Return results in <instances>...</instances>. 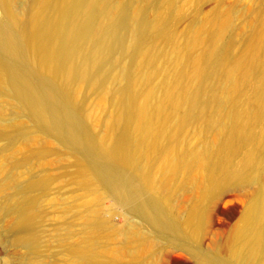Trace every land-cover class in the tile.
I'll use <instances>...</instances> for the list:
<instances>
[{"label": "bare ground", "instance_id": "6f19581e", "mask_svg": "<svg viewBox=\"0 0 264 264\" xmlns=\"http://www.w3.org/2000/svg\"><path fill=\"white\" fill-rule=\"evenodd\" d=\"M255 1L240 35L223 8L177 33L178 0H0V36H13L0 38V128L22 114L41 131L0 129L10 157L0 166V214L15 217L14 248L31 256L41 237L40 174L19 179L55 155L73 160L87 195L80 242L66 244L63 228L56 236L67 264H264V0ZM101 105L109 111L98 114ZM37 133L52 144L37 148ZM18 142L33 148L17 157ZM103 196L124 214L123 230L98 217ZM113 235L123 242L111 251Z\"/></svg>", "mask_w": 264, "mask_h": 264}, {"label": "rangeland", "instance_id": "374dc122", "mask_svg": "<svg viewBox=\"0 0 264 264\" xmlns=\"http://www.w3.org/2000/svg\"><path fill=\"white\" fill-rule=\"evenodd\" d=\"M164 1L169 2L171 4H174V2L176 3V0H170V1L164 0ZM32 2H33V0H28L27 4H32ZM19 3L20 2L13 3L11 5V10L12 11L19 10L17 8L20 5ZM23 3H24V1H23ZM256 4L258 5V3L255 0H191V2H189V0H188V2H187V0H178V2L176 3V7H178L179 9L177 8L178 10H177V13L175 16L176 18H175V22H174V30L177 33H181L188 28H191L193 30H198L201 25L206 24L211 18H213L215 13L218 12V8L219 9L223 8L224 10H222V11L228 12L229 16L228 15L227 16H228L229 25L235 26L236 33L239 32L240 35H242V34H244V32H247L251 28L250 25L253 23L251 15H253L255 7L257 6ZM179 5L181 6V8L179 7ZM179 10H180V12H179ZM154 13H155V11L153 9H151L147 13V17L152 18ZM191 13H193V14H191ZM209 16H211L210 19H209ZM250 19H251V23H249ZM247 23L250 25H248ZM0 38H1V40H4V41L10 40L13 38L12 32L2 33ZM234 49H235L234 51L236 52V54L239 53L240 47L238 45L234 46ZM27 74H28V76L32 82H34V83L39 82V79L32 72L31 65L28 66ZM91 97H93V96H89L88 99L86 100L88 102L84 103L85 107L89 110L91 109V107H94L96 105V101H95L94 97L93 98H91ZM102 106L103 105H101V107ZM103 107H105V108L103 109ZM103 107L101 109L99 107L97 108L100 112H103V113L98 112V114H104V113H107L109 111V110H107L108 108L106 105ZM105 110H106V112H105ZM0 129L3 130L2 132L4 133V135H10L13 133H17L20 130H34V131L41 132L40 129L37 127L36 122H34L31 119L26 118L22 114H21V119H20L19 123L5 124ZM3 142H4V137H1L0 138V148L4 145ZM52 142L53 141L51 139H49L48 141H44L43 139H41L39 137V133H37V136L35 137V141L33 142V144L37 148H44V147L48 146V143L52 144ZM1 143H3V144H1ZM22 143L23 142H18V144L14 145L12 147L13 152H17L16 150L20 149V147L18 146L19 147L18 148L17 145H21L22 150L21 149L20 150L22 152L19 150V153L17 152L18 154H16L17 157L24 155V154H28L29 150L33 148V146L32 147L28 146V148H27V145L25 144L26 145V147H25L24 143L23 144ZM23 147L25 148L24 150H23ZM52 149L56 152L58 151L56 146L52 147ZM1 154L2 153H0V155ZM2 155L0 156V166L5 167L10 162V159H9L10 157L7 158L8 157L7 155H9V154H5V153H3ZM49 157H51V159ZM49 157L46 159L47 160L46 162H45V160H41L42 162L37 160L38 162L34 161V163L32 161V168H30L32 171H26L28 173L25 172V174H22V176L19 179L20 182H27L31 179V177H33L37 181H38L37 178L41 177V178H39L40 179L39 181L42 184L41 186L43 189L41 188L40 190H37V191L34 190V192H33V195L36 197V199H39V200H37V202L40 201L39 203H37V205H38V209L41 210V211L37 210L36 216L38 217V219L35 216L36 221L39 222L38 224L36 223L35 230H36V233L38 232L37 233L38 236L40 234L39 232L41 231V234H40L41 237L40 236L38 237L39 238L38 244L40 243L39 245L41 246V244L44 243V244H42L44 246L40 247L38 245L39 246L38 248H41L40 250H42V251L45 249L46 251L44 250L45 252L44 251L40 252V250H38V248H37V253L32 254L33 256L32 255L30 256L29 254H27L25 252V250L22 247L14 248L12 246V242H11V241H13L11 238H14V234H10L11 233L10 230L12 229L11 226L14 227V225H15L14 224L15 217L13 215H1L0 214V264H67L68 261H66V260L70 259L69 258L70 256H68L70 254L66 251L67 246L65 245V243H64L65 241H63V240L66 239V244H68V245H69V242H70V244H73V245L78 244V242H80V240H78L79 239L78 237L81 236L80 231H81L82 227L86 224V222H84L82 219H84V217H86L85 219L87 220V215H86L87 214L86 213L87 206L85 205V200H84V198L87 199V197H86L87 195H85L83 193L84 189L81 186H79L78 183L75 181L74 176L77 173V171H76L77 168H76L73 160H71V158L69 159L66 157L55 156V155H50ZM55 158H57V159H55ZM64 158H66V160H68V161L64 160ZM48 161H49V164H48ZM54 171H55V174H54ZM51 173H53V174H51ZM38 175H39V177H38ZM42 176H43V178H42ZM41 180H43V181L45 180V181L41 182ZM46 183H49V185ZM44 187H45V189H44ZM252 188L253 187H251L250 190ZM81 189H82V193L80 192ZM42 191L44 193H42ZM37 195H39V196H37ZM0 202H1V197H0ZM39 206H41V208ZM95 206H96V208H98V210H97L98 217H101V219L102 218L105 219V218L109 217L110 223H111V225L114 226L115 230L121 231L126 227L127 220L125 219L124 214L120 210L115 209V207H114V205L110 199H108L104 196L100 197L99 200L96 199ZM96 208H95V210H96ZM74 210H75V212H74ZM112 210H113V212H112ZM38 213H40V214H38ZM82 213H86V214H83L84 216H82ZM80 215L83 218L79 217V218H81V219H79L77 217ZM39 220H41V221H39ZM73 220H74V222H73ZM79 220H80V223H78ZM81 220H82V222H81ZM64 221H66V222L68 221V222L64 223ZM234 221H232L231 224H233ZM69 225H70V227L72 226L71 227L72 230H73V227H75V229L72 231L70 229ZM61 226H63V227H61ZM80 226H82V227H80ZM37 227H39L40 229H38ZM66 227H68L69 232H67ZM60 228H63V230H61V231H63V232L65 231L64 234H63V232L60 233L61 232ZM37 230H40V231H37ZM70 230H71V232H70ZM56 231L58 234H56ZM59 233L61 234L60 238L63 239V240H61L63 242H61V241L59 242V240H60V239H58L59 237L58 238L56 237L57 235L59 236ZM65 233L67 235H73V237L69 236L70 239H68L69 237L65 236ZM54 235H55V237H54ZM76 235H77V237H76ZM51 236H53L54 238L52 237V239H51ZM114 236H116V235H113L110 239H108L111 242L107 241L105 243V244H107L106 246L109 247V245H110L112 248L114 246L116 248L117 245L119 246L120 244H122L123 237L121 235H118V236H116L117 240L115 241ZM142 236L145 240H147V239L152 240V238H150V237H145L143 233H142ZM56 239L58 241H56ZM67 239L70 240V241H68V243H67ZM113 239H114V241H113ZM75 240L77 242H74ZM71 241H73V242H71ZM112 241H113V243H112ZM46 244H47V246H46ZM151 244H152V246L150 245L151 249L149 248L150 251H149V249L146 250L147 251L146 252L147 257H149V255L152 253V251H153L152 247L155 248L157 250V252L160 251V241L157 243H154L155 247H154L153 243H151ZM59 245H60V247H59ZM64 245L66 248L63 247ZM111 247H109V249L111 251L115 250V249H111ZM106 249H107L106 251L108 253L107 255L111 254V253H109L110 251L107 247H106ZM38 252H40V255H38ZM41 253H43V254H41ZM60 253H62L63 255L66 254V255H64L65 257H63V255ZM35 255L37 257H34ZM60 255L62 256V258ZM66 257H68V258L66 259ZM45 258H46V260H45ZM63 259H66V260H63ZM156 260L154 259V261H153V259L148 258L147 261H148V264H157ZM184 262L190 264L188 261H184ZM69 263H70V261H69Z\"/></svg>", "mask_w": 264, "mask_h": 264}]
</instances>
